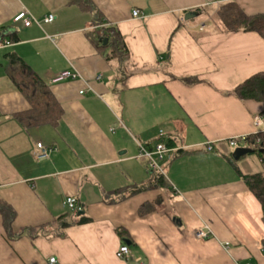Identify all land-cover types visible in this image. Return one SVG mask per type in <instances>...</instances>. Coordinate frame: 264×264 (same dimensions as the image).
<instances>
[{"label": "crops", "instance_id": "crops-1", "mask_svg": "<svg viewBox=\"0 0 264 264\" xmlns=\"http://www.w3.org/2000/svg\"><path fill=\"white\" fill-rule=\"evenodd\" d=\"M226 1L91 0L94 8L84 10L67 0H0V32L18 37L0 42V198L14 211L12 233L43 226L35 237L11 238L0 214V264H51V256L55 264H264L260 205L227 160L244 146L229 139L264 130V101L234 93L264 71V38L225 30L214 14ZM235 1L248 14L264 12V0ZM23 9L39 24L14 22ZM188 11L196 15L185 19ZM49 14L53 20L42 21ZM100 25L119 31L123 59L107 61L90 41ZM8 52L44 81L79 73L47 84L62 108L56 125L17 120L30 105L7 75ZM160 130L175 139L171 147L185 148L161 162L168 186L110 202L112 191L148 178L137 141L149 144ZM38 142L53 147L48 157L33 156ZM237 166L244 174L264 169L255 153ZM67 196L89 222L57 226ZM146 201L154 209L140 214ZM204 223L211 233L198 238ZM122 238L131 241L126 259L116 256Z\"/></svg>", "mask_w": 264, "mask_h": 264}, {"label": "trees", "instance_id": "trees-1", "mask_svg": "<svg viewBox=\"0 0 264 264\" xmlns=\"http://www.w3.org/2000/svg\"><path fill=\"white\" fill-rule=\"evenodd\" d=\"M67 3L76 4L84 10H91L94 8L91 0H67ZM201 10V8L195 9L197 12H200ZM214 18L219 20L225 30L255 31L264 38V12L248 14L240 8L235 0L221 3L214 14ZM8 37L10 39H8ZM88 37L107 61L113 59L121 60L127 55L128 50L122 36L119 31L112 26L100 25L97 29L89 32ZM4 38H7L10 42H14L18 39L14 31H8L7 29H3L0 32V42ZM103 38H107V44L105 45L100 42ZM5 57L7 58L6 71L8 77L30 105L27 110L15 114L17 120L26 128L42 124L56 125L62 115V108L55 99L48 85L16 53L8 52L5 54ZM191 80L194 81L193 79ZM234 93L240 99L264 101V71L254 73L244 79L234 88ZM174 140L175 139L173 138L167 139L169 147H171V142ZM242 142L244 143L243 147L249 148L251 150L249 153L257 154L264 164V130L250 133L244 137H239L236 146ZM184 149L185 148L175 149V154ZM227 160L231 163L238 176L258 201L262 212V220L264 222V169L261 172L244 174L239 170L237 160L232 157V154L227 155ZM166 183L165 173L162 174L157 171L148 172V178L143 182L120 187L112 191V194L115 196L110 202H118L140 191L151 190L155 187H167L168 185ZM153 209V205L146 201L140 205L138 211L140 214H145ZM79 210H83V208L81 207ZM77 211L78 209H67L56 218L59 222L57 223V226L60 229H63L68 226L90 221V217L86 216L85 212L77 215ZM0 214L2 216V224L6 234L11 238L18 237L24 233L30 237H35L43 231V226L39 225L22 228L18 232L12 233L11 222L15 214L12 208H10L1 198ZM116 231L120 236H123L126 232L122 228H116Z\"/></svg>", "mask_w": 264, "mask_h": 264}, {"label": "built area", "instance_id": "built-area-1", "mask_svg": "<svg viewBox=\"0 0 264 264\" xmlns=\"http://www.w3.org/2000/svg\"><path fill=\"white\" fill-rule=\"evenodd\" d=\"M133 16H139L140 13L137 9L132 11ZM54 16L53 14H49L45 17H43L42 21L44 22H51L53 20ZM14 22H20L24 26H29L32 23L39 24L40 20L36 19L33 15H31L27 10L23 9L20 12H18L13 17ZM4 43L8 44V41H4ZM80 75L77 71L72 70H63L59 73L55 74L51 79L44 81L46 84L48 83H55L59 81L64 80H72L78 78ZM101 77L100 74H97L95 76V79H99ZM79 93H83V90H80ZM255 124L260 123V119L258 116L254 117ZM229 145L236 146L237 144V138L229 139L228 141ZM37 150L34 152L35 158H45L48 157L53 150V147H47L43 145L42 143L38 142L36 144ZM183 146H176V147H169L167 144V139L163 131L160 130L158 137L151 141L149 144L142 143L140 141H137V154L136 157L139 159H142L145 161V167L148 172L157 171L159 173L164 174V169L161 165V162L165 160L167 155L174 151L175 149H182ZM207 149L211 150L212 146L211 143L207 144ZM64 206L68 210H75L80 209L79 201L75 196H67L65 197L63 201ZM211 233V230L209 229V226L207 224H204L201 228L197 229L195 231V236L198 238H204L207 237ZM116 256L120 259H126L128 257H131L130 250L127 244H120V246L116 250ZM135 262L140 263V257L134 258ZM49 262L51 264L56 263L55 256H51L49 258ZM249 264V263H245Z\"/></svg>", "mask_w": 264, "mask_h": 264}, {"label": "water", "instance_id": "water-1", "mask_svg": "<svg viewBox=\"0 0 264 264\" xmlns=\"http://www.w3.org/2000/svg\"><path fill=\"white\" fill-rule=\"evenodd\" d=\"M196 13L193 12V11H188L185 13V16L184 18L185 19H188V18H191L193 16H195ZM100 42L105 45L107 44V38H103V40H100ZM251 150L249 148H245V147H237L234 149V151L232 152V157L235 159V160H238L240 156L246 154V153H249ZM77 215L79 214H83V210H78L76 212ZM122 241L126 244H131V241L127 238H122Z\"/></svg>", "mask_w": 264, "mask_h": 264}, {"label": "rangeland", "instance_id": "rangeland-1", "mask_svg": "<svg viewBox=\"0 0 264 264\" xmlns=\"http://www.w3.org/2000/svg\"><path fill=\"white\" fill-rule=\"evenodd\" d=\"M202 17V14L198 15V17H196V19H199ZM160 194L163 195L164 194V191L163 190H160Z\"/></svg>", "mask_w": 264, "mask_h": 264}]
</instances>
